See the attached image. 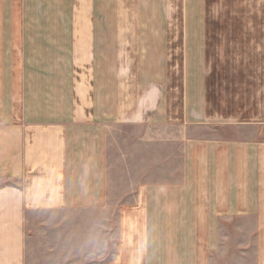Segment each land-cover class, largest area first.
Masks as SVG:
<instances>
[{
    "label": "crops",
    "instance_id": "1",
    "mask_svg": "<svg viewBox=\"0 0 264 264\" xmlns=\"http://www.w3.org/2000/svg\"><path fill=\"white\" fill-rule=\"evenodd\" d=\"M38 1L0 0V53L50 52L38 48L48 37L63 39L68 49L61 52L184 54L188 62L176 72L179 86L167 84L164 98L155 87L142 99L132 96L142 100L141 111L107 108L111 101L101 98L105 109L99 103V113L77 111L80 122L73 109H42L38 84L20 103L16 93L7 99L15 88L9 84L13 77L6 70L0 73V264H28L29 240L42 235L48 242L41 245L46 242L50 250L63 236L61 230L76 233L80 223L99 233L82 256L93 264H208L222 219L253 215L261 222L257 228L264 229V65H255L263 90L257 85L254 96L255 79L248 71L253 68L246 62L235 68L229 54L246 46L264 52L263 24L255 34L251 17L222 15L216 18H229L233 26L215 31L219 25L205 14V4L215 2L178 0L173 4L181 13L171 14L170 0H139L153 7L134 21L154 28L111 29L107 9H102L106 0H85L91 8L83 9V24L66 29L62 23L75 19L77 0H55L57 10L52 2L39 9ZM161 4L168 12L155 13ZM37 10L40 14L33 15ZM39 21L58 24L45 31L35 27ZM211 45L215 54L230 60L205 63ZM51 96L61 101L57 89ZM112 119L131 129L116 143L109 140ZM117 181L119 193L110 195L116 198L108 205L107 191ZM109 206L117 229L110 258L111 222L104 212Z\"/></svg>",
    "mask_w": 264,
    "mask_h": 264
},
{
    "label": "rangeland",
    "instance_id": "2",
    "mask_svg": "<svg viewBox=\"0 0 264 264\" xmlns=\"http://www.w3.org/2000/svg\"><path fill=\"white\" fill-rule=\"evenodd\" d=\"M77 1L75 19L72 18L71 21L62 23L66 29L82 25L84 20L83 9L85 7L91 8V4L87 3L85 0ZM141 1L144 2L146 0ZM51 2L52 5L54 4L53 7L57 10L58 7L55 4V0H39L37 2L39 3L38 8L42 9L43 3L50 5ZM139 2V0H106L102 9H107L109 17L111 18L109 20L111 29H117V26L126 30L131 28L153 29L154 25L150 22L134 21L137 20V15L139 13L145 14L153 7V5H150L151 7L143 6L139 4ZM170 2L172 6L170 5L169 12L171 14L181 13L180 6L173 4L174 2H178V0H170ZM210 2L215 3L208 4L207 2L205 4V14L209 21H215L213 25H219L220 29L215 31L231 30V25L233 26V22L231 23L230 20H227L229 18H216L222 15L227 17L236 14L235 16L239 17H243L244 15L251 17L250 29L251 31H256L253 32L255 34H258L257 31H261L262 24L264 26V23L260 21L264 19V4L261 3H264V0H210ZM168 8L167 6H163V4L155 6V13L168 12ZM39 12L41 11H32L33 15ZM58 16L60 17V15ZM61 16L62 18L65 16L69 17L67 13H65V16L63 14H61ZM234 18L231 19L233 20ZM217 20H220L219 23H217ZM51 24L53 26L58 23H47L46 21L34 23L35 27L38 25V28L41 27L44 30ZM128 34L130 35V32H128ZM43 39L40 40L41 44L38 48L42 47L44 51L50 52L0 53V73L6 70V74L9 75L10 78L13 77L12 81L9 80V84L11 82L15 87L11 90V93H8L7 99L8 97H12L11 94L16 93L17 100L20 103L25 99V93L26 96H32L29 92L38 84L39 94L44 97V100L41 102V108L53 109V106H55L57 107L56 109L67 108L70 111L73 109L76 111L75 122L82 121L77 111L83 113L84 111L92 110L99 113L102 109L100 104L103 109H105V104L101 103V98L105 101H107V99L111 101V103L107 105V108L118 105L125 110L127 109L135 112L141 111L144 108L142 107L143 102L141 99L148 95V90H151L152 87L159 88V97L164 98L167 84L179 86V75L176 74V72H179L180 65L185 66L188 62L185 59L187 55L184 54L134 52L90 54L67 51L61 52L60 50L68 49V45L63 43V39L48 37H44ZM216 39L217 38H210V40L213 41ZM231 39L233 40V38ZM116 40L119 42L121 39L109 38L110 42ZM65 41H67V39ZM23 49L28 50L29 48L26 47ZM108 49L129 50L130 47L115 48L108 46ZM210 49L208 54L203 55L205 63L209 61L224 62L230 60L229 58H223L222 54H215L216 52L212 50L215 48L212 47ZM253 49L254 48L250 46H246L244 48H238L236 53L229 54H231V64H234L235 68L236 65H242V63L245 62L253 68L252 70L249 68L248 71L252 73V77L255 79L252 82L253 95L255 96L257 85L262 86L263 90V81L262 83L259 80L257 81V78L260 76L255 70V65L258 63V65H261V68L263 67L264 52L254 53L252 52ZM262 50L264 49L262 48ZM172 69H176L177 71H172ZM261 72L263 74V70H261ZM231 73V77L235 78L237 70L232 69V66ZM59 83H66V88H62ZM54 89L58 90V96L61 98L60 102L63 103L53 102L51 90ZM101 89L104 92L100 91ZM137 94L139 95L137 99L141 98V101L135 99L133 101L132 96H137ZM167 95L178 96V94H172V92H168ZM91 120L93 122L95 121L93 117ZM46 121H50V119L47 120L43 118V122ZM116 123L115 119H112V127L109 129V140L114 143L123 139L127 131H131L130 128L115 125ZM137 132L140 134L139 136H141L143 128H139ZM115 149L113 151L116 152V146ZM117 165L118 163L114 160L113 166L115 170ZM118 175V178L121 179L120 174ZM122 182L124 183L125 180ZM119 185L120 181H117L114 187L107 191L108 205L114 203L116 195L113 197L110 195L117 192ZM118 193L119 191L117 194ZM110 208L111 206L104 210L106 222H109V224L111 222L110 226L108 225L107 228L108 246L106 248V253L109 255L108 258L115 254L114 245L117 241V229L114 227L111 215L109 214ZM78 215H80V213H77L76 216ZM112 223L114 228L111 226ZM260 223L256 220L255 216L245 214H236L234 217L222 219L220 222V229L217 231V245L213 252L208 254V264H264V229L257 228L261 225ZM82 224L83 223H80V225L76 224L74 226L76 227V233H73L75 235H73L71 231L70 233L67 232L69 228H65L64 231L61 230L63 236H60L59 243L54 245V251L53 249H48L46 246V242L48 241H46V238L42 235L29 240L28 264H93L85 263V261L82 260V256L85 253L88 254L92 250L90 245L91 243H95L94 239H99V233L97 229L93 228L89 231V229H86ZM95 234H97V236ZM52 237L53 236H49L47 239L51 240ZM42 241L46 242L41 245ZM89 243L90 245H88ZM95 249L99 250V246L94 247V250ZM41 251H43V253H41Z\"/></svg>",
    "mask_w": 264,
    "mask_h": 264
}]
</instances>
